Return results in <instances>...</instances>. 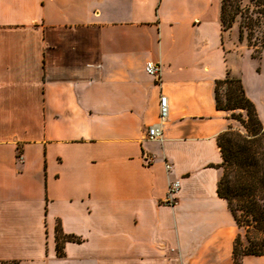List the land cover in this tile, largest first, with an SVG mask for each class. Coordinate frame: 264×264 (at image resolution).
Returning <instances> with one entry per match:
<instances>
[{
  "label": "crops",
  "instance_id": "crops-1",
  "mask_svg": "<svg viewBox=\"0 0 264 264\" xmlns=\"http://www.w3.org/2000/svg\"><path fill=\"white\" fill-rule=\"evenodd\" d=\"M219 12L220 0H0V264H234L215 82L240 79L264 125V70L226 57L237 26L223 32ZM160 95L167 121L147 141ZM56 227L80 239L61 257Z\"/></svg>",
  "mask_w": 264,
  "mask_h": 264
},
{
  "label": "trees",
  "instance_id": "trees-1",
  "mask_svg": "<svg viewBox=\"0 0 264 264\" xmlns=\"http://www.w3.org/2000/svg\"><path fill=\"white\" fill-rule=\"evenodd\" d=\"M219 20L222 31L236 24L239 40L246 33V41L258 58L264 51V0H220ZM229 87L226 102L221 105L218 89ZM215 106L227 112L239 110L244 116L232 118L240 129H227L218 135L217 147L221 163L217 166L221 175L216 192L227 207L243 236L237 233L233 243V263L241 264L243 256H264V125L259 121L252 102L246 97L241 80L228 75L215 82ZM233 114V113H232ZM241 238L245 244H242ZM73 235H64L55 229V249L63 256L65 242H79Z\"/></svg>",
  "mask_w": 264,
  "mask_h": 264
},
{
  "label": "rangeland",
  "instance_id": "rangeland-1",
  "mask_svg": "<svg viewBox=\"0 0 264 264\" xmlns=\"http://www.w3.org/2000/svg\"><path fill=\"white\" fill-rule=\"evenodd\" d=\"M234 24L233 26H235ZM239 33L238 29L236 28L235 31H232V33H227V35L224 38V45H225V54L226 57L231 61L235 62L236 66L241 67L243 69V72L245 75H248L251 77V75L256 72L259 73L262 69L264 70V51H262L261 55L258 58H251V55L253 53L252 49L248 47L247 41H246V33H243L242 40H239ZM229 85L222 84L219 86L218 94L221 105L225 104L226 102V91ZM233 113V114H232ZM226 117L229 121V126L233 129H240L239 123L234 120L231 115H234V117H237L238 115L244 116V113L239 110L235 111H227ZM239 233L241 236H243V230H239ZM242 244L244 245V239L241 238Z\"/></svg>",
  "mask_w": 264,
  "mask_h": 264
},
{
  "label": "built area",
  "instance_id": "built-area-1",
  "mask_svg": "<svg viewBox=\"0 0 264 264\" xmlns=\"http://www.w3.org/2000/svg\"><path fill=\"white\" fill-rule=\"evenodd\" d=\"M144 70L147 75H149L154 79L155 82L160 81V67L158 64L147 62L145 63ZM167 117H168V101L165 96L160 95L158 100V120L155 124L147 128L144 137L145 140L161 141V129L162 126L167 121ZM164 168L167 172H169L171 166L169 163L165 162ZM178 189H179V183L177 181L168 183L166 194L162 201L164 205L172 207L175 204L176 202L175 195Z\"/></svg>",
  "mask_w": 264,
  "mask_h": 264
}]
</instances>
